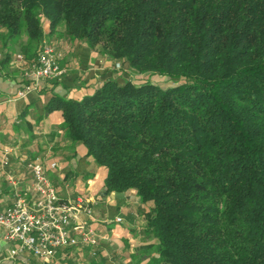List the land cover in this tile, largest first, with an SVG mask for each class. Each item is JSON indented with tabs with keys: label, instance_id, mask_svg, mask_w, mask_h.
<instances>
[{
	"label": "trees",
	"instance_id": "16d2710c",
	"mask_svg": "<svg viewBox=\"0 0 264 264\" xmlns=\"http://www.w3.org/2000/svg\"><path fill=\"white\" fill-rule=\"evenodd\" d=\"M66 35L139 73L54 97L108 191L151 203L163 264H264V0H0L5 38Z\"/></svg>",
	"mask_w": 264,
	"mask_h": 264
},
{
	"label": "crops",
	"instance_id": "0c3cea01",
	"mask_svg": "<svg viewBox=\"0 0 264 264\" xmlns=\"http://www.w3.org/2000/svg\"><path fill=\"white\" fill-rule=\"evenodd\" d=\"M43 25L44 40L55 45L65 73L57 80L40 81L24 98L17 92L27 82L42 42L28 48L26 36L7 39L0 27V206L8 207L19 197L33 198L28 162L40 158L62 200L79 195L92 199V225L99 234L96 256L87 246L73 247L60 250L48 264H163L157 260L158 240L150 228L151 203L134 189L108 191L106 170L71 140L62 109L48 108L54 97L81 99L94 92L112 77L113 61L86 41L68 37L64 23L54 31L49 21ZM13 246L0 227V264H35L29 253L10 257Z\"/></svg>",
	"mask_w": 264,
	"mask_h": 264
},
{
	"label": "built area",
	"instance_id": "2783aa9c",
	"mask_svg": "<svg viewBox=\"0 0 264 264\" xmlns=\"http://www.w3.org/2000/svg\"><path fill=\"white\" fill-rule=\"evenodd\" d=\"M60 60L55 45L43 40L27 71L28 80L17 96L26 97L42 80L60 79L65 73ZM51 166L55 167L56 163ZM28 168L33 176V198L19 197L8 207L0 206V227L6 239L14 243L10 257L29 253L35 257V264H48L62 249L86 246L96 256L99 234L92 225V199L79 195L62 200L40 158L29 161ZM82 215L86 216L85 220L81 219Z\"/></svg>",
	"mask_w": 264,
	"mask_h": 264
},
{
	"label": "rangeland",
	"instance_id": "374dc122",
	"mask_svg": "<svg viewBox=\"0 0 264 264\" xmlns=\"http://www.w3.org/2000/svg\"><path fill=\"white\" fill-rule=\"evenodd\" d=\"M107 58L113 61V63L111 64V69L109 70L111 72L110 76H112L113 78L119 81H124L127 78H131L139 81L146 78H151L153 81L159 82L162 86H170L176 84L168 77L139 73L134 69H131L127 62H118L116 60L111 59L108 56Z\"/></svg>",
	"mask_w": 264,
	"mask_h": 264
}]
</instances>
